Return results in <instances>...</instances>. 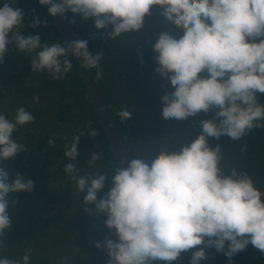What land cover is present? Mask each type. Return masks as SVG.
I'll list each match as a JSON object with an SVG mask.
<instances>
[{"label":"clouds","instance_id":"1","mask_svg":"<svg viewBox=\"0 0 264 264\" xmlns=\"http://www.w3.org/2000/svg\"><path fill=\"white\" fill-rule=\"evenodd\" d=\"M5 0L0 7V63L9 45L32 54L33 72L47 71L54 79L67 74L78 57L86 68H95L102 56L88 50L87 40L51 45L41 42L37 33L24 34L22 9ZM51 15L62 18L69 11L83 19L94 18L97 29L112 25L110 39L139 30L150 9L159 5L165 22L183 30L179 39L173 30L164 31L154 44L158 67L155 71L170 81L174 91L161 97L164 119H187L215 108L213 119L201 121L202 133L182 151L160 150L153 158L131 159L127 168L118 166L111 175L112 188L103 198L97 194L109 177L97 173L78 175L71 162L64 171L78 190L86 193L85 204H95L107 214L109 229H115L118 242L106 237L97 241L110 257L109 264H172L181 253L206 244L231 260L251 244L264 253V192L245 171L232 169L224 174L221 145L211 147L209 137L227 134L239 140L254 127H264V105L257 99L264 94V0H39ZM41 22L37 16L32 27ZM259 38V39H258ZM82 58V59H81ZM202 70L209 75H201ZM39 102V97L32 98ZM121 121L132 118L127 109L117 112ZM217 118H222L217 123ZM24 107L13 120L0 114V247L5 230L11 227L8 196L32 191L35 182L21 173L10 177L4 161L14 159L26 147L13 139L18 125L34 122ZM96 136L91 129L88 133ZM80 136H74L65 156L75 161ZM55 145V139L48 141ZM99 154L88 161L94 166ZM63 200L62 202H64ZM61 207L62 206H58ZM57 207V209H58ZM92 212L91 208L85 209ZM57 213V210H56ZM227 244V248H226ZM207 259L204 248L194 251L191 264ZM30 255L23 256L29 264ZM0 264H21L20 260L0 258Z\"/></svg>","mask_w":264,"mask_h":264},{"label":"trees","instance_id":"2","mask_svg":"<svg viewBox=\"0 0 264 264\" xmlns=\"http://www.w3.org/2000/svg\"><path fill=\"white\" fill-rule=\"evenodd\" d=\"M4 2L5 0H0V7H3ZM10 6L23 10L21 31L24 34L38 33L42 43H61L67 46L53 23L47 6L41 5L39 0H16ZM150 13L145 16L141 29L122 34L115 39H110L107 35L112 30V25L97 29L94 18L83 19L80 14L70 11L66 13L81 39L88 41V50L93 55L99 53L102 56L94 70L131 159L150 160L164 148L169 151H182L185 143H191L202 133L200 122L213 119L218 110L213 108L208 112L201 111L182 120L163 118L164 105L161 97L174 89L168 79L155 71L158 67L155 59L158 53L153 46L162 32L173 30L172 34L179 39L183 30L165 22L159 5L152 6ZM37 16L41 22L47 21V24L41 23L39 27L33 28L31 25ZM8 47L9 51L3 63H0V96L8 97L10 105L16 104L18 109L31 98L16 99L13 102V98L22 90L17 91L11 84L19 82L29 90L28 82L41 81V85L37 83L40 89L47 91V94L50 91L53 93L47 100V114L51 104L56 105V114L48 115L47 120L50 116L54 121L53 126H58L55 133L48 132L49 129L39 134L35 132L36 128L29 131L23 135L22 140L16 141L23 144L27 151L18 153L14 159L4 161L10 177L14 178L16 173H21L26 179L33 180L35 186L30 192H12L8 196L12 224L5 230L0 258L20 260L23 264V256L29 254V264H49L52 260L41 252V248L45 247L46 241L43 239L51 234V230H58L62 226L56 217V210L69 195L67 188L70 179H67L68 175L64 171L66 164L71 162L76 168H82L85 162L89 165L92 153L99 154V159L92 167L97 168L98 173L109 176L104 188L97 195L99 200L112 188L111 175L118 163L109 147L108 135L92 105L84 77L74 56H68L72 64L71 70L57 80L47 71H32L31 57L35 53L27 54L18 50L14 44ZM201 75L209 74L202 70ZM36 95L39 96L38 93ZM257 99L264 105V94H258ZM39 102L42 104V101ZM123 109L133 115L131 119L122 122L117 112ZM220 119L222 118H217V123ZM70 123L76 124L80 136L79 155L75 161H70L64 155L67 145L70 144L66 137L73 135H67ZM64 124L66 128L63 127ZM91 129H95L98 134L89 135ZM50 139H55V145L48 143ZM208 143L213 148L221 145L223 159L220 166L224 174H230L232 169L245 171L252 177L255 186L264 192V127H254L239 140L224 134L219 139L209 137ZM106 219L107 214L101 212L98 230L88 244L95 264H109L110 259L106 248H97L96 242H103L106 237L117 242L119 239L115 234L116 230L106 226ZM199 248H204L207 254V259L200 264H264V253L257 251L251 244L231 260L214 247L201 244L181 253L179 259L172 264H191V256ZM154 264L166 262L155 261Z\"/></svg>","mask_w":264,"mask_h":264},{"label":"rangeland","instance_id":"3","mask_svg":"<svg viewBox=\"0 0 264 264\" xmlns=\"http://www.w3.org/2000/svg\"><path fill=\"white\" fill-rule=\"evenodd\" d=\"M35 83L28 82L29 90L23 87L19 82L17 84H11L17 91L22 90V92H19L13 98V102L16 99L23 100L22 98H31L29 101H25L20 107H24L26 111L30 112L35 117L34 122L17 126L13 133V139L15 141L22 140L23 135L31 130H35V128V132L38 134L46 131V129H49L48 132L55 133L58 126H53L54 121L50 116L47 120L48 115L56 114V105L52 106L51 103V109L47 114V100L53 93L50 91L47 94V91L40 89L37 83L41 85V81L35 80ZM37 93L41 97L37 96ZM34 96L39 97L42 104L40 102H35L32 99ZM17 110L16 104L10 105L8 97L0 96V114H5L6 118L13 120ZM69 125L70 126L67 128V135H73L70 136V138L66 137V139L70 141L67 148L71 147L73 137L79 134L76 124L70 123ZM63 127L66 128L67 126L64 124ZM61 162L62 161H59V163ZM77 169L78 175L80 176L88 174L95 175L98 173V169L92 166L90 167L87 162L84 163L82 168ZM67 179H70L69 187L67 188V193L69 195L65 198V201L62 202V209L58 207L56 213L59 224L62 226L58 228V230L52 229L51 234L43 239L46 241V244L45 247L41 248L43 249L41 252L47 256L49 260H52L49 264H95V261L91 258L88 244L93 234L98 230L101 212L95 210V204H85L83 196L86 195V193H82L78 190L75 182L70 176H68ZM86 208H91L92 212L86 211Z\"/></svg>","mask_w":264,"mask_h":264},{"label":"water","instance_id":"4","mask_svg":"<svg viewBox=\"0 0 264 264\" xmlns=\"http://www.w3.org/2000/svg\"><path fill=\"white\" fill-rule=\"evenodd\" d=\"M51 18L61 37L63 38L65 44L77 40H82L77 31L75 30L73 24L68 19L67 15L64 18H62L60 15H51ZM74 58L77 60L78 68L84 77L83 80L90 96L92 105L98 115L100 122L102 123L105 129L106 134L108 135L109 147L113 151L118 166H121L122 168H127L131 160V155L128 150L127 144L108 109V106L102 94V89L99 85L96 72L94 68L84 67L81 63L80 58L75 56Z\"/></svg>","mask_w":264,"mask_h":264}]
</instances>
